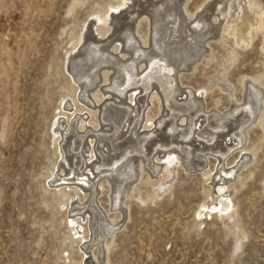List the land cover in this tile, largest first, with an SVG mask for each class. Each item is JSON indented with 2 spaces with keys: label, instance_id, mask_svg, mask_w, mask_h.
<instances>
[{
  "label": "rangeland",
  "instance_id": "obj_1",
  "mask_svg": "<svg viewBox=\"0 0 264 264\" xmlns=\"http://www.w3.org/2000/svg\"><path fill=\"white\" fill-rule=\"evenodd\" d=\"M116 1L118 0H0V264H69V257L80 258L79 254L82 251L72 252L68 248L69 239L68 242L64 239L68 231L67 219L64 218L66 213L60 212L54 204L56 201L45 189L46 185L50 188L48 175L57 157L54 152L56 138L53 133L54 121L65 96L72 97L71 95L75 93V86L70 85L71 73L67 70L70 49L77 42L81 31H86V21H91L99 9H109L110 3ZM147 1L136 0V9L147 7L152 11L154 7L149 6V2L156 5L159 2H168L165 5L167 9L170 4L168 13H172L173 16L181 13L180 16H183L180 17L182 20L177 22V24L182 22L180 24L182 32L176 34L173 31L168 34L164 38L167 40L166 43H170L171 39L180 42L196 38L199 40L198 45L193 44L190 47L191 57L189 55L187 59L184 57L188 63L185 61V65L179 66L182 73L177 75L179 83L182 82L181 89L209 87L208 94L206 93L203 98L207 110L217 109L219 112L223 110L225 112L234 103L243 101L247 94L239 81L240 77L246 75L251 79L253 75L264 72L263 32H258L250 45L240 46L231 35L225 34L224 40L215 35V25L220 23L213 21L214 16L218 17L217 10H214L216 0H189L187 10L184 8V0H173L176 2L175 6L172 0L159 2L154 0L157 3L153 0ZM255 5L264 10V0H257ZM203 6L206 9L211 8L212 11L207 12V9L204 13L201 12ZM127 10L124 11L127 15L123 14L120 18L121 24L128 21L125 22L126 27L123 31L119 27L120 23L115 24L113 32H109L103 39H96L92 35L94 32L91 31L85 48L103 47L106 54H109L115 51L112 46L119 41L122 42V38L125 46L129 45L125 38L132 34L136 37V42L139 39L138 44L142 43L140 47L147 53L150 51L151 54L153 51L159 53L160 49L155 46L153 34L154 14L147 10L141 14L133 8L130 12ZM190 13L193 17L196 15V22L198 20L202 22V28L198 27L196 22L190 25L194 30L191 36L187 34L190 33L187 26L194 21L193 17L191 21L187 18ZM163 19L162 26H165V21L166 24L173 25L170 21L174 18L166 15ZM118 28L121 29V33L120 29L117 31ZM125 29L126 31L128 29V33ZM197 29L199 32L195 31ZM206 31L210 32L206 33L208 37L205 36ZM124 33L125 36L127 34L126 37ZM200 34H204L202 38L199 37ZM113 39H116L114 43H109ZM173 44L179 46L180 43ZM152 46L155 48L152 49ZM232 47H236L240 52L239 58L233 63L231 61L227 63L226 58ZM195 49L198 53L194 51ZM117 54L121 56L119 51ZM145 56L143 55L142 59ZM102 58L104 62L105 58ZM195 63L197 68L192 70ZM100 67L101 65L92 66L89 78L93 79L96 73L97 76H101L102 73H98L102 68ZM116 68H119V65ZM225 70L228 79L224 81L220 78V72ZM95 79L94 83L88 82L89 85L83 81L84 85H87L85 94H91L92 89H95L98 82V79ZM217 80L219 84L216 86L214 82ZM225 82L235 88V99L230 98L227 92L221 89ZM103 88L110 91L108 86ZM128 93L120 98L125 99L127 104L131 102L126 98ZM216 98H221L218 106ZM117 99L120 100L119 97ZM85 100L92 105L88 98ZM156 102L157 100L151 106L153 113H157L158 110ZM85 115L87 117V114ZM234 124L235 122L228 120L227 126L224 127L225 131L228 132ZM248 124V138L244 144L248 147L258 146L255 155L250 152L236 157L239 152L237 150L226 160L223 159L220 165L214 157L210 159L215 171L217 166L236 165L234 168L236 174L239 173L241 176L231 182L234 183L233 195L235 194L234 199L238 205V226L219 216H208L204 223L195 219L198 204L207 196L202 191L200 174L191 172L187 175L181 169L178 178L175 179L173 196L167 193L155 202L146 203H141L134 197L125 198L122 208L117 211L115 208L119 207V204L111 206L110 193L113 185L111 187L105 181V175L109 174L108 172L100 174L106 188L98 198L99 203L103 209L112 207L109 215H116V221L120 217L114 227L116 241L108 253L112 264H264V126L253 120ZM141 125L139 122L138 130L141 129ZM92 133L103 134L100 131L93 132L89 128L85 138L88 136L91 138ZM102 145L103 140L100 141V146ZM114 152L115 150L111 151L112 154ZM141 186L145 196L151 194L152 186L149 182L146 181ZM230 222L232 224L229 226ZM110 235L111 233L108 236ZM99 251L98 254L103 253L101 257H104L106 254L104 247ZM87 255L96 264L93 253L89 252Z\"/></svg>",
  "mask_w": 264,
  "mask_h": 264
},
{
  "label": "bare ground",
  "instance_id": "obj_2",
  "mask_svg": "<svg viewBox=\"0 0 264 264\" xmlns=\"http://www.w3.org/2000/svg\"><path fill=\"white\" fill-rule=\"evenodd\" d=\"M256 1L216 0L214 10H217L218 17L214 16L213 21L220 23H214L216 24L215 35H219L218 38L224 40L225 34H228L233 36L236 44L248 46L253 42L258 32L262 31L264 34V10L255 5ZM188 2L189 0L183 1L186 10L188 9L186 8ZM135 3L136 0H118L115 3H110L109 9L104 8L96 11L95 17L91 21H86V31H81L77 42L70 49L67 70L71 73L72 77L69 80L70 85L75 86V93L70 94L72 97L65 96L60 105L59 113L55 115L57 119L53 120V133L56 137L54 152L57 157L53 163L52 171L48 175L50 188L45 186L46 191L56 201L53 203L60 212L66 213L64 218L67 219L66 228L68 231L65 233L64 239L67 242L69 239L68 248L75 253L82 251L79 254L80 258L69 257V264H94L93 260L89 258L90 256L87 255L89 252L93 253L96 264L111 263L108 253L115 244L116 229L114 227L118 224L120 217L116 221V215H109L112 207L109 208L110 210L103 209L99 203L98 198L106 188V183L100 176L103 172H108L109 175H105V181L111 187L113 185L110 199L111 206L119 204V207L116 206L115 208L116 211L122 208V202L125 203V198L134 197L139 202L146 203L155 202L167 193L173 196L175 179L178 178L181 169L187 175L191 172L200 174L202 191L207 196L202 198L198 204L195 219L204 223V219L208 216H219L238 226V205L234 199L235 194L233 195L232 185L234 183L231 184V182L241 176L239 173L236 174L234 169L236 165L231 167L217 166V169L215 168L217 171H215L214 167L211 166L210 159L214 157L220 165L223 159L226 160L237 150L239 152L236 157L243 153L253 152L252 154H254L258 146L248 147L244 144L248 138V123L252 120L255 123L259 121L264 126V89H262L264 87V72L253 75L251 79H248L246 75L240 77L239 81L247 94L243 101L234 103L225 112H223L224 110L219 112L217 109L207 110L203 98L210 88L204 86L195 90L189 87L181 89L182 82L179 83L177 75L182 73L179 66L185 63L184 57L186 59L191 57L190 49L192 48L190 47L193 44L198 45L199 40L196 38L195 40L180 42L171 39L170 43H166L167 40H164L171 32L174 31L177 34L181 31L180 24L182 22L177 24L178 21L182 20V18L180 20V17H183L180 16L181 13L180 15L176 13L174 16L172 13H168L170 4L168 10L165 7L168 2H159L157 5L149 2V6L153 5L154 7L152 11L147 7V9H136ZM131 8L137 10L136 12L139 14L146 12V10L152 12V15L154 14L155 17L152 16L155 18V20L153 19L155 21L153 34L155 46L160 49L159 53H154L152 50L155 48L154 46L151 49L152 54L151 51L147 53L146 50L142 49L140 47L142 43L139 45V39L136 42V37L131 34L133 31L130 33L131 35L129 34L130 36L126 34V37L125 33L128 29L127 31L125 29L124 37H126L129 45L125 46L124 39L121 37L123 41H117L118 43L112 46L116 52L106 54V49L98 46L85 48L87 39L92 34L91 31L94 32L92 35L96 39H103L109 32H113L117 23L121 22L120 18L125 14L124 11L128 9L127 12H130ZM175 8L177 10V7ZM207 9L203 6L200 11L204 13L206 10L207 12L211 10L208 7ZM171 12L173 11L171 10ZM201 12L199 13L202 14ZM166 15L169 18H174L170 21L173 25L169 23L170 26L165 21V26H162V20ZM189 15L187 18L191 21L193 15L192 13ZM195 17L196 15L193 17V23L191 21L187 26L190 32L187 34L190 36L194 33H191L193 29L190 25L197 23L196 25L200 27L202 23L200 20L196 22ZM207 18L210 19V17ZM87 22L89 23L87 24ZM125 22L124 24L120 23L121 26L119 27L122 31L126 27L124 26ZM203 27H205L204 24ZM201 28L199 29L200 33L203 32ZM206 33L209 34L210 32L206 31L205 36H207ZM202 35L200 34L199 37L202 38ZM115 40L113 39L112 42L110 40L109 43H114ZM117 40L119 39L117 38ZM174 42L180 43L179 46H174ZM118 51L121 56L117 54ZM196 53L193 52V54ZM239 54L240 52L237 51L236 47H232L226 62H235L239 58ZM143 55L147 56L142 59ZM102 57L105 58L104 62ZM193 58L190 60L191 64ZM102 64L104 65L102 66ZM94 65H101L102 68L100 67L98 73L102 74L97 76L96 73L92 79L89 77ZM118 65L119 68H116ZM186 66L188 65L186 64ZM85 68L90 70H85ZM196 68L197 64L195 63L192 70ZM226 73V70L220 72V78L224 81L228 79ZM95 78L98 79L95 89H92L91 94H85L87 85H84L83 81L87 82L86 84L88 82L94 83ZM214 84L217 86L218 80ZM91 85L94 86L95 84ZM259 85H263V87L261 88ZM103 86H108L110 91L104 90ZM221 89L226 91L230 98L235 99L236 93L233 86L230 87L225 82ZM125 93H128L126 98L131 101L128 104L125 99H120ZM112 95L113 97H111ZM86 98L92 102V105L88 104L90 102L86 101ZM156 100L158 110H156L157 113H153L151 106L155 104ZM215 101L218 106L221 98H216ZM107 102L111 103L107 104ZM126 104L127 106H125ZM228 120L235 122V124L231 125L230 130L226 132L224 127L227 126ZM139 122L142 124L140 130L137 129ZM104 126L107 128L104 129ZM89 128L93 132L97 131L98 133L100 131L103 134L92 133L91 138L89 136L85 138ZM105 133L107 134L105 135ZM101 140H103L102 146H100ZM112 150H115L113 154L111 153ZM146 181L152 186L151 194L147 196L143 194L141 189V184ZM75 210L77 211L74 212ZM231 222L229 226L232 224ZM110 233L111 235L108 236ZM101 247L106 250L104 257H101L103 253L98 254ZM87 257L88 259H85Z\"/></svg>",
  "mask_w": 264,
  "mask_h": 264
}]
</instances>
